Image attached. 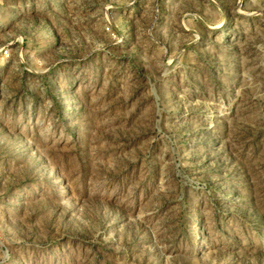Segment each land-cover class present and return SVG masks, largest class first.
I'll return each instance as SVG.
<instances>
[{
  "label": "rangeland",
  "instance_id": "rangeland-1",
  "mask_svg": "<svg viewBox=\"0 0 264 264\" xmlns=\"http://www.w3.org/2000/svg\"><path fill=\"white\" fill-rule=\"evenodd\" d=\"M0 264H264V0H0Z\"/></svg>",
  "mask_w": 264,
  "mask_h": 264
},
{
  "label": "built area",
  "instance_id": "built-area-1",
  "mask_svg": "<svg viewBox=\"0 0 264 264\" xmlns=\"http://www.w3.org/2000/svg\"><path fill=\"white\" fill-rule=\"evenodd\" d=\"M7 53H8L7 50H4V55H7Z\"/></svg>",
  "mask_w": 264,
  "mask_h": 264
}]
</instances>
